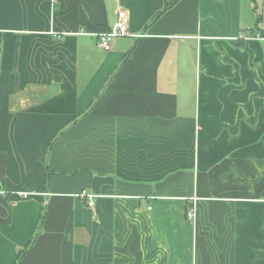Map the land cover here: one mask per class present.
<instances>
[{
  "label": "crops",
  "instance_id": "crops-1",
  "mask_svg": "<svg viewBox=\"0 0 264 264\" xmlns=\"http://www.w3.org/2000/svg\"><path fill=\"white\" fill-rule=\"evenodd\" d=\"M173 1L0 0V264H264V0Z\"/></svg>",
  "mask_w": 264,
  "mask_h": 264
},
{
  "label": "built area",
  "instance_id": "built-area-1",
  "mask_svg": "<svg viewBox=\"0 0 264 264\" xmlns=\"http://www.w3.org/2000/svg\"><path fill=\"white\" fill-rule=\"evenodd\" d=\"M128 25L129 19L126 12L122 9H119L117 12V21L108 31L97 35L98 47L103 51H109L111 47V42L119 37L128 36ZM81 198L86 199L87 205L93 207L95 203V196L88 193H81ZM147 210H151V207H148ZM188 220L194 219L195 210L192 208L186 214Z\"/></svg>",
  "mask_w": 264,
  "mask_h": 264
},
{
  "label": "trees",
  "instance_id": "trees-1",
  "mask_svg": "<svg viewBox=\"0 0 264 264\" xmlns=\"http://www.w3.org/2000/svg\"><path fill=\"white\" fill-rule=\"evenodd\" d=\"M176 1H177V0H174L171 4L175 3ZM168 5H170V4H168ZM168 5H167V7H168ZM12 200H13V201H18V200H20V198H19V197H16V196H13V197H12ZM26 249H27V248H26ZM26 249H25V250H22V251H20V252L18 253L17 262H16L15 264H18V261H19L20 258L23 256V254L25 253Z\"/></svg>",
  "mask_w": 264,
  "mask_h": 264
}]
</instances>
